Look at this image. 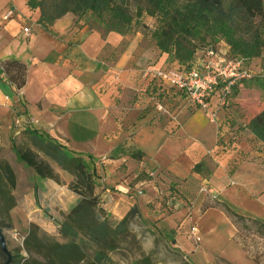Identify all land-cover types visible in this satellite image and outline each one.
Masks as SVG:
<instances>
[{
    "label": "crops",
    "instance_id": "obj_1",
    "mask_svg": "<svg viewBox=\"0 0 264 264\" xmlns=\"http://www.w3.org/2000/svg\"><path fill=\"white\" fill-rule=\"evenodd\" d=\"M26 2L0 0V62L17 60L27 67L19 90L0 73V152L11 151V137L23 129L55 140L94 168L102 207L118 220L131 207L141 211L156 197L158 189L147 178L139 179L141 174L174 180L192 201H176V211L165 213L161 223L165 226L177 215V221L165 227L180 222L185 236L189 233L185 245L196 257L199 251L208 252L204 264L215 257L230 264H256L234 241L236 229L226 215L217 208L201 212V205L209 196L264 222V142L237 124L226 108L218 112L216 124L178 90L161 87L147 69L179 64L138 30L102 35L90 14L71 13L46 30L38 21L39 10L29 9ZM8 9L12 15L5 17ZM217 97L215 92L213 105ZM18 117L24 120L19 126ZM130 151L143 156L136 160L127 155ZM112 153L115 158H107ZM0 158L8 161L18 184L11 157L0 153ZM198 162L207 174L192 171ZM18 165L28 167L20 161ZM34 185L39 203L48 196L55 201L64 189L52 179L39 178L27 194L34 200ZM13 196L24 198L19 192ZM76 200L75 195L64 213ZM40 207L50 215L49 205Z\"/></svg>",
    "mask_w": 264,
    "mask_h": 264
},
{
    "label": "trees",
    "instance_id": "obj_2",
    "mask_svg": "<svg viewBox=\"0 0 264 264\" xmlns=\"http://www.w3.org/2000/svg\"><path fill=\"white\" fill-rule=\"evenodd\" d=\"M27 0L29 9H38L39 23L49 30L55 20L67 13L81 17L87 13L102 26V35L109 31L129 33L132 24L150 36L160 53H165L179 65L187 66L195 54L205 47H214L224 42L232 57L243 60L264 59V0ZM135 7L134 15L130 6ZM143 15L154 17L156 27L149 29L140 22ZM0 73L15 89H21L26 82L27 67L17 60L0 62ZM252 78V77H251ZM249 78V79H251ZM247 78H243L244 80ZM240 81V80H238ZM236 81L230 89L237 84ZM247 81V80H246ZM249 82L264 92V75L256 76ZM247 82V84H249ZM227 96L229 106V97ZM257 140L264 142V108L243 126ZM24 135L33 142L35 149L19 146L16 136L11 138V149L16 158L34 170L40 179H58L51 165L72 176L67 184L77 200L55 221L57 234L64 242L55 238H44L39 226L30 223L23 240L25 255L4 256L7 262L15 264H115L110 253L121 248L129 234L130 219L138 214L133 206L118 222L112 224L102 207L100 194L96 191L95 170L82 157L67 151L60 143L45 137L36 130L23 129ZM43 154L44 157L41 156ZM114 153L107 158H115ZM130 157L140 160L143 153L130 151ZM51 161V162H50ZM193 172L205 173L203 162L196 163ZM158 175L150 176L154 180ZM159 180V178H158ZM16 186L14 170L7 160L0 158V213L7 214L16 204L12 190ZM177 182L169 181V188L175 189ZM35 198L39 188L34 185ZM35 203L40 205L38 199ZM208 208L221 210L235 227L234 241L256 264L264 262V222L243 216L222 201L209 196L201 205V212ZM44 212V211H43ZM50 221L54 218L44 212ZM134 264H151L147 258ZM209 264H230L223 258L215 257Z\"/></svg>",
    "mask_w": 264,
    "mask_h": 264
},
{
    "label": "rangeland",
    "instance_id": "obj_3",
    "mask_svg": "<svg viewBox=\"0 0 264 264\" xmlns=\"http://www.w3.org/2000/svg\"><path fill=\"white\" fill-rule=\"evenodd\" d=\"M130 2L132 3L133 1L130 0ZM134 9L135 7L131 5L130 11L132 15H134ZM86 15H89V13ZM90 18L92 25L102 30V26L96 22L97 20L93 19L92 16ZM140 22L146 24L149 29L156 27L155 18L148 15H143L140 18ZM132 29L138 30L141 33L143 32L135 23L132 24ZM145 38L151 43L154 42L150 36H146ZM217 44H220L223 49L227 46H224L225 43L222 41ZM194 58L195 60H193L198 63H201L203 60L209 61V58L202 52H197ZM168 59L170 60L171 57L168 56ZM166 67L174 68L177 66L172 67L168 64ZM242 70L249 72L252 78L249 77L251 79L240 80L233 87L229 97V106L226 108V111L233 117L237 124L243 127L264 108V92L258 86L249 83L256 76L264 75V59L254 58L252 60H244ZM185 105L182 102V106ZM188 110L191 112L195 109L188 108ZM15 138L19 146H28L35 149L33 142L26 136L21 135ZM0 153L2 155L8 154L16 165L15 171L19 176V183L17 184L16 182L12 193L19 192L24 197L22 200L14 197L16 201L15 206L7 214L0 213V229L5 237L7 250L10 254L16 256L25 255L23 251V240L30 223H35L39 226V234L44 238L53 237L59 242H64L58 236L54 223L58 219H62L64 214L63 207H67L69 202L75 198V195L72 196L73 194L67 188V184L71 181L72 176L61 170L58 173V179H52L59 186L64 185V189H60L62 190L60 191V198H57L55 201L53 198L52 201L48 199L49 196L44 200L40 198L41 206L49 205L50 216L54 218V221H50L45 217L46 215H44L40 205H36L34 198H29L27 195L31 191L32 185L39 179L35 175L34 170L31 167H19V160L14 157L15 154L12 150L8 153L5 150H1ZM41 156L44 157L43 154ZM51 165L55 170L59 169L53 162H51ZM146 178L145 173L139 176V179ZM154 180L157 184H154L153 180H150V182L158 189L156 197L146 207L142 208L141 211L137 208L138 214L130 219L129 234L125 238V242L121 244V248L109 254L112 261L115 264H134L135 261L147 258V261L151 264H204L209 258L208 252L203 250L201 252L199 251V255L196 257L193 253L194 250L190 246L185 245V238L187 239L189 233L185 236L184 226L180 222H177L176 226L172 229L165 227L176 222L178 219L177 215L168 219L167 223H164L165 226L161 223L162 216L165 213L173 214L176 211L177 208L174 207L176 201L185 199L190 204L192 196L182 191L179 187L170 189L169 183L158 180V177ZM136 181L132 183V186L135 185ZM153 205H156V207ZM109 220L112 224H115L120 219L110 217ZM185 230L187 231L186 228ZM191 242L195 247L197 246L192 240ZM4 256L6 254L0 249V264H15V262H7Z\"/></svg>",
    "mask_w": 264,
    "mask_h": 264
},
{
    "label": "built area",
    "instance_id": "obj_4",
    "mask_svg": "<svg viewBox=\"0 0 264 264\" xmlns=\"http://www.w3.org/2000/svg\"><path fill=\"white\" fill-rule=\"evenodd\" d=\"M11 15L12 10L8 9L5 17ZM198 52L204 53L209 61L198 63L194 58L187 66L150 67L146 72L151 74L161 87L178 90L189 103L202 110L209 121L218 124V112L228 104L226 98L230 94L231 86L238 80L251 77V74L242 70V57L230 56L228 48L223 49L220 44L205 47ZM215 92L218 93V100L213 105L211 97ZM21 122H24L21 117L16 118L17 126ZM191 232L196 237V229L192 228Z\"/></svg>",
    "mask_w": 264,
    "mask_h": 264
},
{
    "label": "water",
    "instance_id": "obj_5",
    "mask_svg": "<svg viewBox=\"0 0 264 264\" xmlns=\"http://www.w3.org/2000/svg\"><path fill=\"white\" fill-rule=\"evenodd\" d=\"M0 249L7 255L9 256V251L7 250L6 247V241H5V237L0 229Z\"/></svg>",
    "mask_w": 264,
    "mask_h": 264
}]
</instances>
